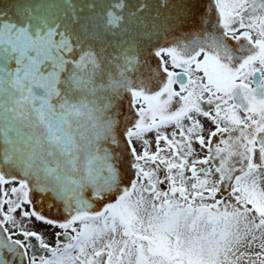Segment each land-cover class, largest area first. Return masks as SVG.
<instances>
[{"label": "snow or ice", "instance_id": "snow-or-ice-1", "mask_svg": "<svg viewBox=\"0 0 264 264\" xmlns=\"http://www.w3.org/2000/svg\"><path fill=\"white\" fill-rule=\"evenodd\" d=\"M42 7L0 8V264H264V0Z\"/></svg>", "mask_w": 264, "mask_h": 264}, {"label": "water", "instance_id": "water-1", "mask_svg": "<svg viewBox=\"0 0 264 264\" xmlns=\"http://www.w3.org/2000/svg\"><path fill=\"white\" fill-rule=\"evenodd\" d=\"M14 2V0H0V8H4L6 6H10L12 3ZM18 3L21 5H30V6H35V5H41L44 6L41 8V11L44 10H48V11H52L55 12L56 9H47L48 5H55V4H59L61 3V0H18ZM199 15H197L195 17V19H190L186 24L183 25V27L179 28L178 30H171L169 33L163 34L161 36V38L159 40H153V44H159L160 46H164L166 43H168V41H170L173 37H175L176 35L184 32L186 29H191L193 28V26L196 24V20L198 18ZM108 39L111 41V43L113 45L117 44L119 41H121L122 39H126V38H121L119 36H108ZM147 47H151V45H146ZM110 51L112 49H109ZM154 61H152L153 63ZM11 67H15L14 62L11 64ZM116 74V70L113 69V75ZM104 95H106V93L104 92H98L95 96L85 92L82 94H79L77 99H83L85 101V103H88L91 106V102L92 101H96V103L98 105H102L104 103V101L101 99ZM130 100V97L127 94H121V96L119 97V107L116 108V112L117 114L120 116V120H121V124L123 125L124 121H125V110H126V106L128 104ZM45 213H48V207L45 206L44 209ZM51 215H60V213H57L55 209L52 210V212L50 213Z\"/></svg>", "mask_w": 264, "mask_h": 264}, {"label": "flooded vegetation", "instance_id": "flooded-vegetation-1", "mask_svg": "<svg viewBox=\"0 0 264 264\" xmlns=\"http://www.w3.org/2000/svg\"><path fill=\"white\" fill-rule=\"evenodd\" d=\"M208 2H209V0H203V4H204V5H208ZM209 15L211 16V11H209ZM199 22H200V17L198 16V18H197V20H196V24L193 26V28H191V29H186L184 32H182V33L176 35V36L173 37L170 41H168V43H166L165 45H167V44H171L172 42L177 41V40H184L185 38H188L190 33H193V32H195V31H198V30H199V28H200V23H199ZM213 23H215L214 20H213ZM165 45H164V46H165ZM152 64H153V66H155V61H154ZM174 87H176L177 90H178V86H174ZM130 99H131V98H130ZM132 111H133V110L130 108V100H129V102H128L127 106H126V110H125V121H124V122H126V120H127L128 118H131ZM206 127H211V125H210V124H207ZM170 130H171V129L169 128V131H170ZM153 135H154V134H153ZM148 138H149V140H151L153 137H152V136H149ZM45 227H46V226H45ZM49 228H50V227H49ZM59 231H61V230L59 229L58 231H56V233L59 232ZM54 241H55V238L53 237V242H54Z\"/></svg>", "mask_w": 264, "mask_h": 264}, {"label": "rangeland", "instance_id": "rangeland-1", "mask_svg": "<svg viewBox=\"0 0 264 264\" xmlns=\"http://www.w3.org/2000/svg\"><path fill=\"white\" fill-rule=\"evenodd\" d=\"M41 230L44 232L45 239L48 242L53 243V237L55 238L56 231H58L59 228H49L42 226Z\"/></svg>", "mask_w": 264, "mask_h": 264}]
</instances>
